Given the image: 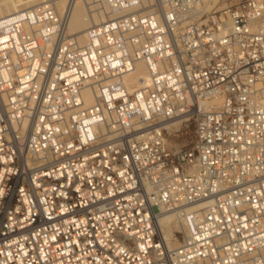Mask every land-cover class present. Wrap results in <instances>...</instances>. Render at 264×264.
I'll return each instance as SVG.
<instances>
[{
	"label": "built area",
	"instance_id": "obj_1",
	"mask_svg": "<svg viewBox=\"0 0 264 264\" xmlns=\"http://www.w3.org/2000/svg\"><path fill=\"white\" fill-rule=\"evenodd\" d=\"M92 1L0 19V264H264V0Z\"/></svg>",
	"mask_w": 264,
	"mask_h": 264
},
{
	"label": "bare ground",
	"instance_id": "obj_2",
	"mask_svg": "<svg viewBox=\"0 0 264 264\" xmlns=\"http://www.w3.org/2000/svg\"><path fill=\"white\" fill-rule=\"evenodd\" d=\"M70 2L71 3H69L67 10H66V13H67L66 14V17H67L66 30L67 32H69L68 29H71V28L73 30L86 29L88 27V23L85 20L83 4H81L80 1L77 2V0H70ZM75 5H76V8H75ZM16 9H18L16 4H12V5L7 4L5 6L0 5V14L3 15V17H8V16L15 15L21 12V11L20 12L16 11ZM87 14L89 18L93 19L92 20L93 24L90 27L101 24L104 21L109 19V17H104V18L100 17L101 19L99 21H95L92 14H90L89 12ZM70 22H71V27H70ZM87 31L88 29L80 33H77V32H75L74 34L71 33V35L77 38L80 41V43H84L86 40ZM145 72H146L145 63L138 62L136 72L127 76V82L138 85L140 83L139 79L141 77L146 76ZM130 78H132L131 81L129 80ZM84 94H85L86 102L88 104L93 103L92 93L89 90H86ZM183 128H185V125H183L180 120H176L172 124L171 130L180 131ZM185 222L186 221H182L181 217L179 216L177 212H170V211L162 210L161 213L158 215L159 228L161 230L163 238L166 240L170 248L179 247L181 240L184 239L185 230L190 228V224L188 222L186 223ZM178 233H182L183 236H179Z\"/></svg>",
	"mask_w": 264,
	"mask_h": 264
},
{
	"label": "rangeland",
	"instance_id": "obj_3",
	"mask_svg": "<svg viewBox=\"0 0 264 264\" xmlns=\"http://www.w3.org/2000/svg\"><path fill=\"white\" fill-rule=\"evenodd\" d=\"M23 1H24V3H23ZM78 1H80V3L83 4L84 16H85V20L88 23V27L84 30L83 29L82 30H73L72 28L68 29V31H69V32H67L68 35H71V33L74 34L75 32L80 33V32H83V31L90 28V26L93 24L92 23L93 19L88 17V14H87L88 12L93 15L95 21H99L101 19L100 17H102V18L108 17L107 11L103 5H102V7L97 6L92 0H77V2ZM69 3H71L70 0H0V5H3V6H5L7 4H9V5L16 4V6L18 8V9H16V11H19V12L26 10V9L35 8V7L40 6V5H53L54 7H56V9L59 11V13L62 15V17L66 21H67L66 10H67ZM75 8H76V5H75ZM1 17H3V15L0 14V18ZM70 27H71V22H70ZM131 79L132 78H130L129 80L131 81ZM193 139H194V127L191 126L190 128L183 129V131H181L178 135L169 137L168 144L170 145V147H172L174 149H183L186 146H188L189 144H191ZM178 235L183 236L182 233H178ZM182 241H183V239L181 240V242Z\"/></svg>",
	"mask_w": 264,
	"mask_h": 264
}]
</instances>
